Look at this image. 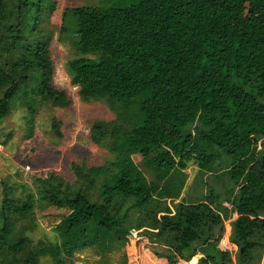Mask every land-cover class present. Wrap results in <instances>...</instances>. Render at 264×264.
<instances>
[{
	"label": "trees",
	"instance_id": "obj_1",
	"mask_svg": "<svg viewBox=\"0 0 264 264\" xmlns=\"http://www.w3.org/2000/svg\"><path fill=\"white\" fill-rule=\"evenodd\" d=\"M55 6L49 0H0V120L15 95L27 122L42 103L68 105L51 84L42 24ZM59 40L74 54L64 70L78 99L103 103L113 114L89 128L91 142L111 159L96 166L72 163L70 181L52 171L43 178L50 194L36 190L38 208L65 211L51 228L52 240L17 231V224L31 219L34 200L28 193L18 198L4 185L3 264H126L124 249L133 234L165 264L191 263L193 257V264H259L264 0H120L65 8ZM219 154L230 159V179L240 194L229 237L233 251L218 245L224 225L213 208L161 197L173 171L205 170ZM13 252L11 261L7 254Z\"/></svg>",
	"mask_w": 264,
	"mask_h": 264
},
{
	"label": "rangeland",
	"instance_id": "obj_2",
	"mask_svg": "<svg viewBox=\"0 0 264 264\" xmlns=\"http://www.w3.org/2000/svg\"><path fill=\"white\" fill-rule=\"evenodd\" d=\"M49 1L55 2L56 6L42 24L48 34L47 50L52 63L51 84L64 93L68 105L54 107L42 103L36 108L32 121L27 122L24 110L17 104L19 96L15 95L10 99L7 114L0 120V201L4 185L13 187L18 198H22L25 193L33 197L31 219L16 225L17 231L29 235L33 240H52L54 234L51 228L65 212L54 208H38L36 190L50 194L43 181L46 174L52 171L70 181L72 174L69 166L72 163L96 166L111 159L105 149L91 142L89 128L94 122L112 120L113 114L103 103H84L78 99L77 89L70 85L64 70V62L74 58V54L65 42L59 40V26L60 14L65 8L96 7L105 2L120 0ZM53 121L56 131L52 126ZM131 159L149 180L150 174L143 168L139 158L133 156ZM232 167L230 159L219 154L205 170L187 166L182 171H173L161 191V197L169 204L204 203L217 211L224 225V233L218 245L221 246L222 242L231 251L234 248L229 237L232 223L236 219L234 208L238 206L240 198L235 182L230 179ZM208 241L209 246H214L213 242ZM207 249L206 246L202 247L199 253ZM124 250L127 255L126 264H165L149 253L145 240L137 234L129 237ZM12 256H15L14 252L7 254L11 261L15 259ZM3 257L0 256V264L7 261ZM192 259L191 263L179 260L177 264H193L196 257ZM259 264H264V253Z\"/></svg>",
	"mask_w": 264,
	"mask_h": 264
},
{
	"label": "built area",
	"instance_id": "obj_3",
	"mask_svg": "<svg viewBox=\"0 0 264 264\" xmlns=\"http://www.w3.org/2000/svg\"><path fill=\"white\" fill-rule=\"evenodd\" d=\"M221 246H222L224 249L228 250L227 247H226V245H224L222 242H221Z\"/></svg>",
	"mask_w": 264,
	"mask_h": 264
},
{
	"label": "water",
	"instance_id": "obj_4",
	"mask_svg": "<svg viewBox=\"0 0 264 264\" xmlns=\"http://www.w3.org/2000/svg\"><path fill=\"white\" fill-rule=\"evenodd\" d=\"M186 262H190V259L186 260Z\"/></svg>",
	"mask_w": 264,
	"mask_h": 264
},
{
	"label": "crops",
	"instance_id": "obj_5",
	"mask_svg": "<svg viewBox=\"0 0 264 264\" xmlns=\"http://www.w3.org/2000/svg\"><path fill=\"white\" fill-rule=\"evenodd\" d=\"M233 248H235V247L233 246ZM263 253H264V250H263Z\"/></svg>",
	"mask_w": 264,
	"mask_h": 264
}]
</instances>
